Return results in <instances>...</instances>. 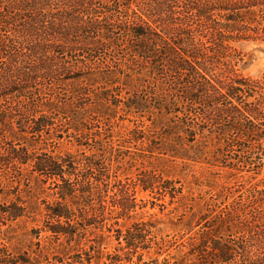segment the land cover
I'll return each mask as SVG.
<instances>
[{"label": "trees", "instance_id": "trees-1", "mask_svg": "<svg viewBox=\"0 0 264 264\" xmlns=\"http://www.w3.org/2000/svg\"><path fill=\"white\" fill-rule=\"evenodd\" d=\"M249 38L264 40V0H0V174L6 176L0 196H8L13 181L15 190L23 181L36 193L48 181L55 196L39 205L16 191L0 203L3 224L21 217L40 221L31 230L36 238L44 232L46 241L38 238L33 253L19 243H1L0 264H39L50 251L60 260L72 250H84L89 262L91 252L100 253L97 244L85 247L90 226L109 231L106 219L130 217L135 186L171 197L178 191L160 178L157 164L135 179L119 178V165L109 161L112 145L99 129L93 133L96 151L54 152L63 133L87 144L84 113L117 107L122 88L134 93L123 104L127 109L154 108L144 109L149 131L131 132L146 143L140 151L157 161L167 145L177 156L184 138L192 141L204 130L218 151L229 133L263 140L264 124L256 125L264 121V74L252 78L235 68L232 43ZM137 91L146 98L134 97ZM89 92L94 100L86 102ZM32 179L43 184L33 187ZM259 182L204 220L172 264H264V178ZM191 215L180 221L184 227ZM139 223L124 234L115 228L126 252L137 246ZM113 256L110 262L122 257Z\"/></svg>", "mask_w": 264, "mask_h": 264}, {"label": "rangeland", "instance_id": "rangeland-1", "mask_svg": "<svg viewBox=\"0 0 264 264\" xmlns=\"http://www.w3.org/2000/svg\"><path fill=\"white\" fill-rule=\"evenodd\" d=\"M232 45L236 48L235 68L237 71L243 76L261 77L264 74V40L242 39ZM98 90L95 89V91ZM111 92L116 93V91ZM132 93V90L122 88L118 94L120 101L116 100L117 107L111 105L109 108L93 109L97 111L91 112L94 117L84 113L87 121L85 128L90 135L88 139L83 138L82 142L87 141V144H77L73 136L63 133V136L57 139L54 152L76 153L81 149L88 153L90 147L96 151V148H93L96 146L93 133L99 129L101 136H106L102 139L103 142H110L112 145L109 161L113 167L116 164L119 165V178L122 180L135 179L140 170L152 168V165L157 164V167L162 170L160 178L167 180L165 184L169 187H176L178 191L171 197L167 192L159 194L156 191L135 186L129 197L130 203L134 204L129 212L130 217L117 216L106 219V225L111 224L109 231L105 227L100 230L98 227L90 226L92 233L86 239L85 247L88 249L90 243L97 244L100 253L95 250L91 252L89 262H87L84 250H72L67 255L59 256L60 260L58 256H53L56 252L50 251L47 253V259L43 255L40 257L39 264H172L174 258L185 249L190 234H193L204 223V220L209 219L224 206H228L232 200L245 197L248 188L260 183L259 181L264 178V139L257 143L252 138L240 134L238 136L241 137H238L229 133L228 143L220 147L219 151L216 150L215 138L204 130L201 135L196 134L192 141H186L184 138L182 144L176 148L177 156L169 155L175 153L169 152L175 147L168 145L167 152L162 155L164 159L157 161L145 155L139 149L141 144L142 146L146 144L145 141L142 143L139 140H133L131 131L134 127H138L148 132L147 129L152 123L151 119H148L150 113L144 109L154 108L127 109L123 104L131 101L129 97L133 98L134 93ZM142 93L137 91L134 97L146 98ZM89 95L84 94L86 102L92 100L93 94L89 92ZM88 97L90 98L87 99ZM150 103L152 101H148L149 105ZM262 124L264 121L256 125V128L261 129ZM39 146L40 144H37L34 150L39 151L37 149ZM46 149H50V146ZM259 162L262 164L259 165ZM0 181L5 182L6 176L0 174ZM38 182L43 184L36 179H32L30 184L35 187ZM23 183L20 181L17 185L20 191L15 190L17 182L9 183L11 185L6 188H10L9 191L12 193L10 192L4 198L0 196V203L14 198L13 194L16 191L19 192L17 195L23 199L37 198L39 205H43L42 199L51 201L55 198L52 195L54 188L48 187V181L43 184V192L39 190L38 193H36L37 187L30 191ZM108 188V195L105 196L106 205L110 203L109 194L112 191L110 187ZM115 198L118 199L119 195ZM192 212L194 215L190 216L189 227H184L180 221ZM105 214L108 215L107 212ZM116 219L117 223H114ZM134 222H140L136 230L140 232L141 237L137 240V246L126 252L123 236L116 239L117 230L115 228L119 227L121 233L124 234L127 228L133 229ZM41 224L40 221H31L29 217H21L12 222L7 221L5 224L0 221V245L1 243H19L28 247L30 252L36 251L35 242L38 238L41 239V243H46L43 238L45 233L40 232L36 238L31 229ZM78 251L82 252L81 257L76 254ZM114 253L121 254V260L110 262L112 258L109 257H114ZM236 258H241V256L236 255ZM222 264L238 263L229 261Z\"/></svg>", "mask_w": 264, "mask_h": 264}]
</instances>
